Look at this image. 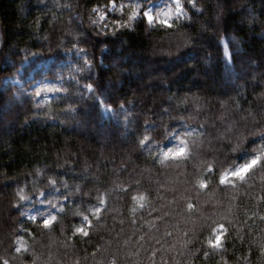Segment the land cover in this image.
Segmentation results:
<instances>
[{"label": "trees", "instance_id": "16d2710c", "mask_svg": "<svg viewBox=\"0 0 264 264\" xmlns=\"http://www.w3.org/2000/svg\"><path fill=\"white\" fill-rule=\"evenodd\" d=\"M184 2L172 28L141 16L111 32L121 14L108 0H0V260L264 264V166L217 182L264 143V0ZM40 62L37 74L66 92L3 85ZM173 135L188 151L162 158ZM137 194L147 199L133 212ZM35 204L57 218L50 228L23 217ZM74 223L89 235L73 237ZM218 223L228 236L212 249Z\"/></svg>", "mask_w": 264, "mask_h": 264}, {"label": "snow or ice", "instance_id": "6c2138e0", "mask_svg": "<svg viewBox=\"0 0 264 264\" xmlns=\"http://www.w3.org/2000/svg\"><path fill=\"white\" fill-rule=\"evenodd\" d=\"M173 3L175 5V8L170 9L168 12H165L163 14L162 18L153 15L150 11L143 12L142 16L149 26H153V25L158 24L164 28H172L173 22L171 20V17L173 15V13H175L177 16H182L186 10L184 0H183V2H182V0H173ZM186 3L188 5L195 7L196 0H186ZM116 6H117V0H108V4L106 5V7L109 8V10L111 7H116ZM119 9H120V12L122 13L124 10V5L119 4ZM93 11L95 12V9H93ZM136 16H137V13L133 12L123 21H121L119 19H112V23L116 25V28L115 29H109V31L114 32V31L120 30L122 27H125V28L129 27L130 22L134 21ZM99 18H100V20L107 19V12H105L103 15L99 14ZM93 23H95V21H93ZM98 31H99V29H98ZM101 34H104V33L102 32ZM73 47H75V45H73ZM81 51H83V50L81 49ZM88 63L89 62L87 60L84 61L85 65H88ZM78 71L82 72L83 69L80 68V69H78ZM75 82H78V80H75ZM83 88L88 93H91L93 90V85L91 83H85L83 85ZM57 91L66 92V89L56 87V86H40L34 90L33 94L35 95V97H37L39 99V98H41L42 93H55ZM44 97L46 99V96H44ZM100 103L102 104L103 101L101 100ZM146 140H147V137L143 138L140 141V143L144 144ZM262 147H264V145H262ZM187 151H188V149L186 147H178L175 149L169 148L166 151H163L162 155L165 159H167L169 157H173V158L182 157L187 153ZM262 157H264V150L257 152L256 155H254L252 158H250L246 163L238 166L236 169H234L232 171L225 172V173H221L219 176V179H218L219 185L227 186V185H229L230 182L234 183L236 180L246 179L247 175L250 172H252L257 166H260ZM212 171H214V169H212L210 166L206 169V172H212ZM196 187L200 190H206V189H208L209 184L205 178L201 177V178L197 179ZM125 191H127V189H125ZM20 199H24V197L20 196ZM132 199L136 202L137 207H143L144 206L143 202L147 198L143 194H137V195L132 196ZM261 199L264 200V197H261ZM100 203L101 204L105 203L103 198L100 200ZM186 208L189 212H191L195 208V204L193 202L189 201L186 204ZM102 210H103L102 208H97V209H95V213H99ZM132 211L134 212L135 209H133ZM253 216H255V214H253ZM259 218L261 220H264V216H260ZM31 219L33 222H36L35 217H32ZM83 219L87 222V227L90 228L91 227V220H90L89 216L85 215L83 217ZM38 222H39L41 227L48 228L49 226H52L56 222V217L52 216L50 218H44V219L39 220ZM77 235H83L84 237H87L89 235V232L86 230L85 226L80 225V226H76L73 228V237H75ZM227 236H228V225L226 223H218L212 228V235L210 238H208L206 240V244L209 248H212V249L222 248L224 241H225ZM22 239H23L22 237L17 238V245L14 249V251L16 253H20L22 248L24 247V245H22L20 243V241ZM207 255L208 254L205 253L206 258H207ZM0 264H7V261L0 260Z\"/></svg>", "mask_w": 264, "mask_h": 264}, {"label": "rangeland", "instance_id": "374dc122", "mask_svg": "<svg viewBox=\"0 0 264 264\" xmlns=\"http://www.w3.org/2000/svg\"><path fill=\"white\" fill-rule=\"evenodd\" d=\"M153 3H159V0L153 1ZM148 6H149V4L146 7H148ZM153 6H156V5L154 4ZM112 8L113 7H111V9ZM170 9H174V8L168 7L166 9V12H168ZM177 17H179V16H177L175 13H173L171 20H173L174 18H177ZM222 44L224 47V56L229 61V54H228V51L226 48V44H225V42H223ZM47 66H48L47 62H40L25 75H23L22 72L19 71L20 75L5 79L3 81V85L11 84V85L16 86L17 88L23 87L26 90L37 89V87H40V86H50L52 84V81H50L48 79H44L41 75L37 74V72L40 70L44 71L45 68H47ZM44 96H46V99H49L53 96V94L42 93L41 98H39V99H45ZM102 112L106 116L107 114L111 113L112 110L106 106H102ZM187 131L190 132L191 130L187 129ZM178 147H184V145L175 138V135L171 136L170 139L161 147V150H160L161 157L164 158L162 155L163 151H166L169 148L175 149ZM238 166H240V165H237L236 167H234L230 171L236 169ZM40 200H41V197L37 198V201H40ZM46 208L47 207L44 204H35V205L27 208L24 211L23 217L27 218L29 220H32L31 219L32 217L37 218L39 215H41L42 219L50 218L49 212H46V213L43 212ZM52 211H54V210H52ZM16 245H17V243H16Z\"/></svg>", "mask_w": 264, "mask_h": 264}, {"label": "clouds", "instance_id": "9594fccd", "mask_svg": "<svg viewBox=\"0 0 264 264\" xmlns=\"http://www.w3.org/2000/svg\"><path fill=\"white\" fill-rule=\"evenodd\" d=\"M119 4L124 5V10L122 13L120 12ZM154 4L156 6H153ZM168 7L175 8L173 0H159V3H153V0H149V6L148 7H144V5L140 2V0H127V3H124L123 0H117V6L113 7L111 10L114 13H120L121 14L120 19L124 20L129 16V13L136 12L137 13L136 18H139L142 16L143 12H145V11H150L153 15L162 18L163 14L166 12V9ZM95 12L99 13L100 15H103V9H95ZM262 141H264V137H262ZM262 145H264V143H258L250 149V152L252 153L250 158H252L254 155H256L257 152L264 150V147H262ZM246 162H243V163H246ZM234 163L236 165L242 164V163L238 164L237 161H235ZM260 166H264V157L261 158ZM218 179L219 178L217 177V182H218ZM132 201H133V204H132L131 210L135 209V211H136L138 207L136 205V202L133 199H132ZM84 216H85L84 214H81L82 219ZM76 226H79V225L74 223L73 228ZM50 227L51 226H49L48 228H50Z\"/></svg>", "mask_w": 264, "mask_h": 264}]
</instances>
